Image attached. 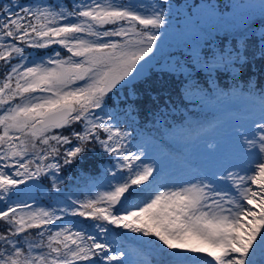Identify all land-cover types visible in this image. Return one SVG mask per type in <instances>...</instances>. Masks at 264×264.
Returning <instances> with one entry per match:
<instances>
[{
  "label": "snow or ice",
  "instance_id": "6c2138e0",
  "mask_svg": "<svg viewBox=\"0 0 264 264\" xmlns=\"http://www.w3.org/2000/svg\"><path fill=\"white\" fill-rule=\"evenodd\" d=\"M257 6L264 16V0L233 7ZM206 9L178 32L196 46L173 71L189 100L231 99L243 115L235 148L177 183L161 179L167 157L134 127L132 94L125 107L119 95L171 27L170 0H0V264H264V89L212 87L213 74L235 82L264 59V31L243 50L201 49L195 37L217 19ZM152 100L153 117L165 116L171 96ZM86 153L109 166L102 179L77 177L80 199L62 173ZM42 178L48 206L27 191Z\"/></svg>",
  "mask_w": 264,
  "mask_h": 264
},
{
  "label": "trees",
  "instance_id": "16d2710c",
  "mask_svg": "<svg viewBox=\"0 0 264 264\" xmlns=\"http://www.w3.org/2000/svg\"><path fill=\"white\" fill-rule=\"evenodd\" d=\"M63 2L69 6L71 4V0H63ZM170 3L172 5V12L169 15L171 27L167 29L164 38L160 41L158 50L154 49V54H150L152 59L145 67L141 77L131 81L119 93L121 97L120 106L125 107L123 100L129 98V90L133 92L129 102L134 101L133 107L137 109L134 114L136 122L141 123L143 130L160 135L168 130L191 125L194 120L190 118V115L196 116L199 120V118L210 114L208 109L204 111V104L195 103L184 96L181 91L182 86L179 84V81L184 78V74L173 71L178 66L177 62L184 64L185 57H190L193 47L196 46L192 38H185L178 33L185 29L188 18L203 15L207 11V5L214 6L217 16L216 21L207 26L206 33H200L199 36L195 37L199 41L201 49H203L204 41H208L210 48L213 50L218 51L221 45L231 48L234 46V42L236 46L243 50L245 39L251 41L253 36L258 39L260 32L264 31V16L260 14L258 6L241 9L233 7L236 4L258 5L259 0H170ZM241 32L244 33L243 36L237 35ZM35 55L36 51L33 50V56ZM156 64L159 65L155 67ZM262 65H264V59L258 58L252 69L250 71L245 69L240 79L235 82L232 79L231 72L221 70L219 78L213 74L212 87L216 88L219 85L221 90L228 93L235 92L236 87L247 88L249 82H251L257 89H264ZM4 71L2 62H0V76L3 75ZM204 75L207 76V74ZM174 81L175 83H173ZM178 91H180V95H177ZM153 96H163L165 100L171 96L165 116L153 117V111H155ZM112 103L113 101H109L110 106ZM160 110L164 111L163 100L160 101ZM154 119L157 122H154ZM108 166L106 162H100L98 155L86 153L82 165L77 164L76 167L69 168L65 173H62L65 178V185L68 189L81 193L80 199H84L89 195V192L78 181L77 177L87 174L91 177L102 178L103 169ZM90 168L91 171H89ZM65 185H61L62 190H64ZM100 190L104 189H94L93 192ZM27 191L28 195L38 197L42 206H48L47 193L54 190L50 189V181L42 178L36 185H29ZM62 206L58 205V207ZM4 227V223L0 221V231ZM31 231L35 235L36 230Z\"/></svg>",
  "mask_w": 264,
  "mask_h": 264
},
{
  "label": "rangeland",
  "instance_id": "374dc122",
  "mask_svg": "<svg viewBox=\"0 0 264 264\" xmlns=\"http://www.w3.org/2000/svg\"><path fill=\"white\" fill-rule=\"evenodd\" d=\"M157 65L159 64L154 66L157 67ZM129 93L133 94L131 90H129ZM209 106L214 107L215 104L211 102L209 103ZM222 111L224 113V120L226 123L225 125L227 126V133L222 131L224 128H221V131L215 130L213 128L207 129L205 132L193 131L186 139H184L185 142L182 143V145H184L183 152L196 158V160L200 161L206 166L218 160L219 156L223 155V153L230 149H234L236 146L235 137L232 134L233 125L237 124V122L242 118V115H237L233 111H229L227 108H223ZM177 137H175V139H177ZM141 138L144 140L149 139L148 137L144 136H141ZM218 144L220 145V152L215 156L210 155V153L214 151L215 146ZM151 151L154 156L158 157L161 153H163L167 157L161 161L162 166L165 167V171L162 173V176L165 175L164 179H169L178 183L179 178H182L187 166L185 162L181 161L180 159L182 153H171L175 151H170L168 148L161 146L157 142L152 144ZM230 170L238 171V169Z\"/></svg>",
  "mask_w": 264,
  "mask_h": 264
}]
</instances>
